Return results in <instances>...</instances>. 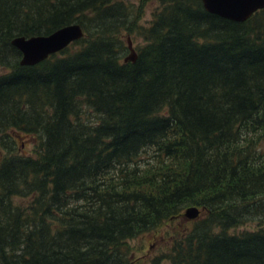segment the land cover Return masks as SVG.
Segmentation results:
<instances>
[{
    "label": "trees",
    "instance_id": "16d2710c",
    "mask_svg": "<svg viewBox=\"0 0 264 264\" xmlns=\"http://www.w3.org/2000/svg\"><path fill=\"white\" fill-rule=\"evenodd\" d=\"M158 2L135 30L143 4L0 0V264H132L146 233L153 264H264V9ZM73 23L82 38L18 64L11 39Z\"/></svg>",
    "mask_w": 264,
    "mask_h": 264
},
{
    "label": "water",
    "instance_id": "95a60500",
    "mask_svg": "<svg viewBox=\"0 0 264 264\" xmlns=\"http://www.w3.org/2000/svg\"><path fill=\"white\" fill-rule=\"evenodd\" d=\"M202 8L208 14L218 16L233 22H244L254 12L264 9V0H199ZM83 37V32L78 24H69L53 31L46 36H31L28 38L18 36L10 41L20 59V66H34L49 56L54 55L71 43ZM129 46V43H127ZM129 48V47H128ZM130 54L125 61L135 60L134 52L129 49ZM199 211L195 207H188L183 212L186 220H194Z\"/></svg>",
    "mask_w": 264,
    "mask_h": 264
},
{
    "label": "rangeland",
    "instance_id": "374dc122",
    "mask_svg": "<svg viewBox=\"0 0 264 264\" xmlns=\"http://www.w3.org/2000/svg\"><path fill=\"white\" fill-rule=\"evenodd\" d=\"M122 1L127 5H134V6L143 4V8L141 9V13H140L142 14V16H140L136 21L135 30H137V28L147 27L152 20L154 11L160 7V2H158V0H122ZM123 42L125 43V45H127V48L129 47L128 49H132L133 51H135V49L141 46L142 44V40L139 37L137 31L131 33L130 35L123 34ZM127 43H129V46ZM69 50H74V47L73 46L69 47ZM3 72H7V69L5 67L0 68V73ZM33 144L34 143L30 141L24 142L20 149L22 154H24L25 156H31L34 150ZM181 222L184 221L181 220ZM176 223L177 222H174L173 224ZM252 227H253L252 225L247 224L245 226L238 228V231L245 229L249 230L252 229ZM165 230H169V229H165ZM165 233L166 232H164V234ZM126 245L129 248V259L132 260V264H153L157 260V258H159L162 254H164L167 251V249L163 244V241L158 240L157 238H153V235L149 233L128 240L126 242ZM158 264H169V263L165 259H161Z\"/></svg>",
    "mask_w": 264,
    "mask_h": 264
},
{
    "label": "bare ground",
    "instance_id": "6f19581e",
    "mask_svg": "<svg viewBox=\"0 0 264 264\" xmlns=\"http://www.w3.org/2000/svg\"><path fill=\"white\" fill-rule=\"evenodd\" d=\"M126 57H127V56H126ZM126 57H125V58H126ZM125 58H124V61H125Z\"/></svg>",
    "mask_w": 264,
    "mask_h": 264
}]
</instances>
